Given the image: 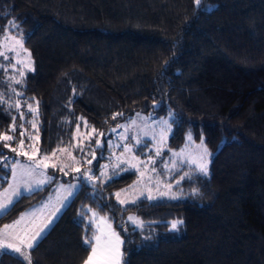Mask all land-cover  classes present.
Returning a JSON list of instances; mask_svg holds the SVG:
<instances>
[{
    "label": "trees",
    "instance_id": "trees-1",
    "mask_svg": "<svg viewBox=\"0 0 264 264\" xmlns=\"http://www.w3.org/2000/svg\"><path fill=\"white\" fill-rule=\"evenodd\" d=\"M9 21L17 27L6 31ZM8 34L23 36L34 69L19 78L22 84L10 83L8 77L17 79L13 59L0 56L6 101L0 104V133L16 137L11 148L19 147L26 129L25 143L34 141L40 153L66 147L82 157L95 149L99 133L142 111L173 114L169 148L180 147L189 133L203 138L212 153L206 177L193 166L180 167L176 199L119 205L115 191L136 177L135 169L96 184L95 192L93 184H81L30 250L33 264H82L91 250L83 240L93 233L88 209L111 218L125 241L126 264H264V0H201L199 6L194 0H0V38ZM17 101L24 121L9 107ZM36 101L38 132L27 110ZM12 116L18 117L15 133L9 131ZM77 122L85 153L72 147ZM92 128L97 134L86 139ZM101 137L106 146L107 135ZM0 155L15 152L0 142ZM101 158L98 153L91 165L97 177ZM8 174L0 163V188ZM72 177L70 172L61 180ZM50 185L23 193L0 223L44 199ZM128 215L144 227L135 228ZM174 219L184 223L170 231L167 222ZM0 264L25 262L8 252L0 253Z\"/></svg>",
    "mask_w": 264,
    "mask_h": 264
},
{
    "label": "snow or ice",
    "instance_id": "snow-or-ice-1",
    "mask_svg": "<svg viewBox=\"0 0 264 264\" xmlns=\"http://www.w3.org/2000/svg\"><path fill=\"white\" fill-rule=\"evenodd\" d=\"M194 3L199 6L201 4V0H194ZM10 27L6 31H11V28L17 27L14 21H9ZM15 39L14 37H7L5 36V39ZM23 36L20 40L16 41V44H18L21 48H23ZM14 51V49H10ZM23 51L27 52V49H23ZM0 56H3L5 60L9 59V57L5 54V52H0ZM28 63H24L23 61L17 60V64H23V69H19V75L21 78H23L26 75V72L28 71H34V69L31 66V54L28 53ZM4 66L0 65V69H2ZM12 68H16V65L13 64ZM6 71V69H4ZM9 81L12 83H15L17 85L23 83V79H16L13 77H8ZM14 90V89H13ZM74 94H75V90ZM19 95V93H17ZM35 100V98H32ZM6 103L4 99V93H0V104ZM154 107L156 106V102H154ZM9 107L16 108L17 112L19 113V119L21 121H24L26 119V113L21 110V103L20 101H17L14 105H9ZM28 113L31 114L32 120L29 121L31 123V127L33 130H36L38 132L39 130V123L38 119L40 116V107H39V101H36L35 106L32 104L27 105ZM139 115V113H137ZM170 116H172V113H169ZM117 116H123V113H115L113 114V119H116ZM17 116H12V124L9 126V131L12 133H15L17 131ZM80 121H83V124L85 128L88 127V122L84 120L83 117L79 118ZM136 124V121L133 119L130 124L126 125H117V128L123 127L125 128V132L120 134L121 141H127L130 139L135 140V145L132 144H126L122 143L120 146L124 148V153H134L135 151H138V147H147L143 139H141L139 136L137 137H131L128 135V129H130L133 125ZM162 129L159 133L160 135V143L163 144V142L167 139L168 132L171 130L172 125L168 122V120L162 121ZM19 127L23 128V124H21ZM76 134L73 135L72 139L77 141V143L73 144L72 147L79 149L81 153H84V142L83 140L79 139L80 137V123L77 122L76 124ZM166 129V130H165ZM110 131L115 132L116 128L110 129ZM27 130H22L20 132V140H19V148L25 147V135ZM97 134V130L95 128H92L91 132L88 133L86 139H91L93 135ZM100 136H103L104 133H99ZM144 135H147V133H144ZM29 140H32V136L27 137ZM155 136H153V139ZM16 139L14 135H9L6 133H0V142H3V146L5 148H9L10 151L16 152L18 155L22 154L24 156L28 157V160L30 163L28 165H23L20 163V161H16L15 163H11V171H12V178L13 183L9 184V187L4 189L3 193H0V215H5L8 213V211L14 206L16 202H18V198L22 196L24 192H32L33 190H39L40 186L50 184L55 180V177L52 175L47 174V170L49 168L56 169L58 167L57 163H49L53 158L60 159V157L57 156V153H64L68 152L67 148H57L54 149L51 153V155H43L39 156V153L41 152V149H39L36 145H29V147L33 148V152L30 155L28 152L20 153L18 152L17 148H11L10 143ZM35 139L38 141L39 136L37 135ZM189 140H191V136L188 137ZM109 146L111 147L112 142L109 141ZM103 147L101 139L95 140V149H93L91 155L92 159H88L84 161L87 163L90 167L87 170H84L82 172L81 168L77 167L73 171L77 174L76 179L78 180V183L75 184H69L67 187L65 185L61 184L59 185L57 191L64 190L66 192V195H63L61 197H58L60 207L56 209L55 212L52 213L51 216L47 218L46 221H44L40 225H36L35 221H33V227L35 230L33 231L32 228L25 227L24 229H17V225H20L21 221L23 220L24 216L27 215V213L21 214V217L16 220L12 225H4L3 230H0V253H14L18 259L25 262V264H33V261L31 259V254L29 250L34 249L39 241L45 237L46 233L48 232L49 228L52 226L53 223H55L56 218L59 216V214L63 211V209L67 206H70V201L73 199V197L76 195L77 190L79 189L81 184H93L94 186V192H95V185L96 184H109L116 179L120 178L123 174L130 172L132 169H135L137 172L140 171V167L143 166L147 171H150L151 173L155 174L157 172V169L155 167V164L157 163V160L155 157L149 155L146 160H141L139 157L133 155L131 159H125L124 155L121 154L120 156L116 157V162L112 164H103L101 165V172L99 177L93 174V169L91 165L93 164V161L97 159L96 156V149H101ZM163 149L162 148H156L155 153L156 157H160L162 154ZM69 156L73 161H76L79 163L80 161L76 160V157L71 154V152L68 153ZM103 153L101 152V157ZM174 157L176 159L173 161L171 165H169L167 162L164 164V168L170 169L171 171H174L179 164H192L195 166V171L203 176L209 175V163H210V157L212 153H209L206 146H203V138H201V146L199 154L194 159H187L182 158V151L181 153H173ZM39 157V158H38ZM135 161V162H133ZM9 158L3 155H0V163H3V167L8 168L9 167ZM127 164L128 167H124L123 165ZM149 166H152L149 168ZM68 165H61L59 166V171L62 172L64 175H68V171H66V168H68ZM110 170V174H109ZM39 171V176L41 178H33V174L35 172ZM146 172H140L141 179L137 182H134V185H130L129 187L132 188L135 186L136 183H140L143 181V178L146 174ZM189 176V173H185L184 176L181 177V179H185ZM27 177L28 179H25ZM103 178V179H101ZM149 183L152 182V177L149 175L148 177ZM159 181H157V191L155 194H153L152 188H147V196L145 197V192L140 191L137 192L135 195L131 197V199H121V193L117 192L115 193L116 200L119 205L126 206V205H135L139 199L146 198L149 201H155L159 199L160 197L169 196L171 199H176L177 195L175 193H172L170 195L169 191H159ZM178 184L179 181H176ZM167 189H172L173 185L171 183L166 185ZM126 191V190H121ZM199 192V189L193 188L192 189V195H197ZM106 205L98 204L97 207L99 209H102ZM88 211L91 213V216L87 218V224L89 227L95 225V233L91 237L85 236L83 240V245L85 247H90L91 251L89 252V255L84 260L83 264H126L124 260V252H123V245L125 241L121 238L120 233H118L112 226L111 218L108 216H99L97 211H93L92 209H88ZM78 216L81 220L85 219V215L83 212L78 213ZM98 218V219H97ZM128 221L132 222L135 228L142 229L144 227V221L140 220L139 217H133L129 216ZM159 223V222H154ZM170 225L169 230L170 231H177L178 227L182 225L184 222L180 219H174L170 222H167ZM127 231V229H125ZM144 240H149L151 237H143Z\"/></svg>",
    "mask_w": 264,
    "mask_h": 264
},
{
    "label": "rangeland",
    "instance_id": "rangeland-1",
    "mask_svg": "<svg viewBox=\"0 0 264 264\" xmlns=\"http://www.w3.org/2000/svg\"><path fill=\"white\" fill-rule=\"evenodd\" d=\"M6 36L7 37H14L15 39H11V38L5 39V36L0 38V52H5V54L10 59H13L12 61H13V64L16 65V68L14 69L15 72L12 73V76L17 73L16 77H17V79H19L20 75H19L18 70L23 69V64H17L16 62H17V60H20V61H23L24 63H28L29 57H28L27 53L25 51H23L24 47L21 48L18 44H16V41L20 40L19 37H16L15 35H9V34ZM10 49H14V51H12ZM1 57H3V56H1ZM16 69H17V71H16ZM12 89H14L13 91H15V88H11V90ZM137 113H139V115H137ZM133 119L136 121V124L133 125L130 129H128V135L131 137L139 136L141 139H143V141L145 142L147 147L137 146L138 151H135L134 153H124V148L121 147L120 145L122 143L135 145V140L130 139L127 141H121L120 134L125 132V128H123V127L117 128L116 126L118 124L119 125L130 124ZM163 120H168V122L170 123V115L169 114L154 115L151 112L137 111V112H134L133 114H131L129 117L122 120L121 122H119L114 127H111V129L116 128L115 132H112L109 129L106 133H104L105 135H107L106 140H105L106 146L103 145L101 150L99 149V151L96 152V156L98 153L100 156H101V152L103 153L102 158L99 160L98 169L96 170L97 174L100 175V172H101L100 166L101 165L115 163L116 157L120 156L121 154L124 155L125 159H131V157L133 155H135V156L139 157L141 160H146L147 157L149 155H151V156L155 157L157 160V163L155 164L157 172L155 174L151 173L150 171L146 172L145 168L143 166H141L140 171L139 172L136 171L137 172L136 177L128 185H126L125 187L120 188L117 191H115V193H117V192L121 193V196H120L121 199H131V197L133 195H135L137 192H140V191H144L145 196H147V191H146L147 188H152L153 194H155L157 191V181L160 182L159 183V191H169L170 193H172L173 187H172V189L169 190V189H167L166 185L169 183L174 185V183L177 181V180L176 181L174 180V176L176 175L177 171H179L180 167L184 164H179V166L174 171H171L170 169L164 168V164L166 162L169 165H171L173 163V161L176 159V157H174L173 153H181V151H182V158H187V159H194L199 154L200 146H201V139L200 140H194L191 137V140H189L188 137L191 136L189 133H186L184 142L178 148H169L167 146V140H168V137L171 133V130L168 132L167 139L163 142V144H161L159 133L163 127V125H162ZM144 133H147V135H144ZM153 136H155L154 139H153ZM100 139H101L102 144H103L104 140L102 139L101 136H100ZM109 141L112 142L111 147L109 146V143H108ZM33 144H34V141L29 142V143H25L24 148L21 149L18 147L17 150L20 153H23L26 151L31 155L33 152V148L29 147V145H33ZM34 145H36V144H34ZM203 146H205L204 142H203ZM62 148H66V147H62ZM156 148H162L163 149L160 157H156V153H155ZM208 151H209V153H211V151L209 149H208ZM69 152H71V154L76 157V160L80 161V162L77 163L76 161H73L68 154ZM78 152L81 153L79 151V149H78ZM51 153H48L47 155H51ZM43 155H45V154L39 153V156H43ZM79 155L72 153V151L70 149H68V152H64V153L58 152L57 156L60 157V159L53 158L51 161H49V163H57L58 167L56 169L49 168L47 170L48 175H52L54 177H57V179H55L51 183L49 192L47 193L45 198L40 200V201L29 204L24 209H22L16 215L15 218H13L9 221H5V222L0 223V230H3L4 225H12L16 220H18L21 217V214H24V213H27V215L24 216L20 225H17V229H24L25 227H28V228H32V230L34 231L35 228L33 227V221H35L36 225H40L44 221H46L47 218L49 216H51L52 213L55 212L58 207H60L58 197L66 195V192L64 190H61L59 192L57 191L59 185L63 184V185H65V187H67L69 184L78 183V180L76 179L77 174L73 170L75 168L79 167V168H81V170L83 172L84 170H87L90 167L84 161H86L88 159H92V155L91 154H86V155L84 154L82 157ZM17 160L20 161V163L23 165H28L30 163L27 156H24L22 154L18 155L15 152V155L13 157L9 158V161H10L9 162V174L7 177V182L3 187L0 188V193H3L4 189L8 188L10 183H13L11 163H15ZM133 162H135V161H133ZM61 165H68L69 166L68 168H66V171H68V173H70V172L72 173V176H73L72 179L61 180V176L64 175L62 172L59 171V166H61ZM187 165L195 167L192 164H187ZM123 166L128 167L127 164H124ZM150 167H152V166H149V168ZM140 172H146V174L143 178V181L140 183H136L134 187L130 188L129 187L130 185H134V182H137L141 179ZM109 174H110V170H109ZM149 175L152 177L151 183H149V181H148ZM33 178H41L39 176V171H37L33 174ZM25 179H28V178L25 177ZM46 185H48V184H46ZM43 186H45V185L40 186V188H42ZM121 190H126V191H121ZM24 193H28V192H24ZM92 210L97 211L95 209H92ZM98 215L99 216H105L104 214H102L100 212H98ZM90 216H91V213H89V217ZM129 216H131V215H128V217ZM94 233H95V225H93L92 235H94Z\"/></svg>",
    "mask_w": 264,
    "mask_h": 264
},
{
    "label": "crops",
    "instance_id": "crops-1",
    "mask_svg": "<svg viewBox=\"0 0 264 264\" xmlns=\"http://www.w3.org/2000/svg\"><path fill=\"white\" fill-rule=\"evenodd\" d=\"M90 251H91V250H90ZM88 255H89V254H88ZM88 255H87V256H88ZM86 258H87V257H86ZM86 258H85V259H86ZM83 262H84V261H83ZM82 264H83V263H82Z\"/></svg>",
    "mask_w": 264,
    "mask_h": 264
}]
</instances>
